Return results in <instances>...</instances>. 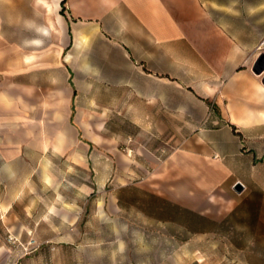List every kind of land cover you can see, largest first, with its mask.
<instances>
[{"label": "crops", "instance_id": "1", "mask_svg": "<svg viewBox=\"0 0 264 264\" xmlns=\"http://www.w3.org/2000/svg\"><path fill=\"white\" fill-rule=\"evenodd\" d=\"M244 18H256V0H0V161L18 164L23 171L12 176L28 178L39 158L72 153L83 162L85 144L111 143L106 115H130L148 131L150 115L159 121L164 111L166 84L184 88L198 108L184 112L202 114L192 122L195 154L221 163L217 185L232 181V189L243 186L237 194L247 187L258 194L252 203H228L221 222L243 210L237 220L252 241L246 256L264 258V170L253 169L256 157L236 130L256 126L251 108L264 114V104L246 100L256 85L241 80L253 45L231 36L254 29ZM53 19L59 28L47 27ZM214 75L223 81L222 105L210 102L211 85L193 86Z\"/></svg>", "mask_w": 264, "mask_h": 264}, {"label": "rangeland", "instance_id": "2", "mask_svg": "<svg viewBox=\"0 0 264 264\" xmlns=\"http://www.w3.org/2000/svg\"><path fill=\"white\" fill-rule=\"evenodd\" d=\"M53 20L47 27L59 28V20ZM214 21L236 24L234 18ZM244 22L256 26L232 29L231 36L253 45L243 67L248 76L241 80L256 85L246 100L260 105L264 0H256V18ZM200 84L211 85L210 102L222 105V79L214 75L193 86ZM184 109L198 108L184 88L166 84L159 121L150 115L149 130L141 131L130 115H106L104 134L111 143L85 144L83 162L74 161L72 153L51 162L39 158L28 178L12 176L23 171L18 164L0 161V264H264L262 257L246 256L252 241L237 220L243 210L221 222L228 203H252L256 190L247 187L237 194L232 181L216 184L223 166L195 154L190 140L196 133L192 122L202 114ZM210 112L219 116L216 108ZM263 115L251 108L248 117L256 126L236 129L256 157L255 170H264ZM189 204L220 221L180 207Z\"/></svg>", "mask_w": 264, "mask_h": 264}, {"label": "water", "instance_id": "3", "mask_svg": "<svg viewBox=\"0 0 264 264\" xmlns=\"http://www.w3.org/2000/svg\"><path fill=\"white\" fill-rule=\"evenodd\" d=\"M233 189H234V191H235L236 193H240V192L242 191V189H243V186H242L240 183H236V184L234 185Z\"/></svg>", "mask_w": 264, "mask_h": 264}, {"label": "bare ground", "instance_id": "4", "mask_svg": "<svg viewBox=\"0 0 264 264\" xmlns=\"http://www.w3.org/2000/svg\"><path fill=\"white\" fill-rule=\"evenodd\" d=\"M262 45V44H261Z\"/></svg>", "mask_w": 264, "mask_h": 264}]
</instances>
